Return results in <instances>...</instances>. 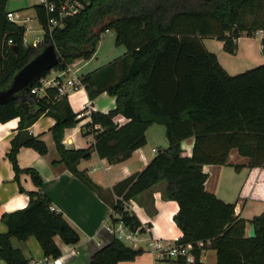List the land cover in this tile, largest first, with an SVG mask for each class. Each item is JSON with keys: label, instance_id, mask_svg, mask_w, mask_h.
Segmentation results:
<instances>
[{"label": "trees", "instance_id": "1", "mask_svg": "<svg viewBox=\"0 0 264 264\" xmlns=\"http://www.w3.org/2000/svg\"><path fill=\"white\" fill-rule=\"evenodd\" d=\"M8 1L0 0V89L46 44H53L58 52L55 71L92 58L108 30L115 32L116 44L124 45L127 52L81 78L91 99L103 92L116 97V107L109 112H90L88 127L95 143L88 148L63 143L65 130L78 124L80 113L73 110L68 96H58L55 87H47L43 95L33 93V88L41 86L38 80L24 97L0 106V123L19 118L18 133L7 154L16 179L27 173L39 188L27 191L20 185L29 195V204L2 215L8 230L0 233V258L7 264H31L13 245V237L35 236L45 256L53 258L62 254L56 235L67 244L80 240L76 229L41 191L40 172L19 166L22 147L47 154V143L29 130L47 114L56 120L51 132L61 158L54 164H65L101 197L102 188L78 169L79 161L89 159L94 148L108 162H122L147 144L151 125H164L169 146L160 149L142 171L113 187L121 197L113 204L120 214L113 222L121 220L133 230L142 227L145 231L126 202L165 181L168 197L179 204L174 216L183 231L179 242L191 243L198 259L204 250L213 248L217 264H264V212L252 219L237 214L236 203L207 190L209 174L203 170L206 165H229L232 149L248 158L247 164L234 165L237 171L244 166L264 168V63L230 74L203 41L204 37L217 38L224 42L226 52L235 54L243 33L253 37L264 32V0H83L79 12L53 28L50 19L59 18L65 0H49L57 6L55 11L35 5L44 31V41L36 47L25 43L26 27L8 18ZM120 116L125 118L123 123L117 120ZM191 137L194 143L189 151L183 141ZM248 223L256 227L254 238L247 234ZM143 253L144 248L114 238L92 255L91 264H119ZM166 263L186 264V258Z\"/></svg>", "mask_w": 264, "mask_h": 264}, {"label": "crops", "instance_id": "2", "mask_svg": "<svg viewBox=\"0 0 264 264\" xmlns=\"http://www.w3.org/2000/svg\"><path fill=\"white\" fill-rule=\"evenodd\" d=\"M38 3V0H9L7 3V11L17 14L14 21L26 27L25 42L29 41L28 32L35 33L36 31L32 25H29V22L34 18L37 19L35 5ZM105 33H114V44L106 56L104 54L103 56L101 55V43ZM259 33L263 34L262 31ZM245 38L246 36L239 38L235 54L229 53L235 59L225 57L228 65L222 64L219 51H215L221 64L230 74L234 75L237 70H243V66H246V62H237L240 58L246 59L250 56L245 46ZM204 39L210 41L212 46L216 45V49H224L223 41L213 37H204L203 41L208 49ZM242 41L244 42L241 43ZM126 52L124 45L116 44L115 32L108 30L102 34L97 51L92 58L79 59L69 66L70 70L66 76L75 78L81 86L68 95L71 107L80 114L78 124L65 130L63 143L67 147L88 148L92 146L95 143V135L88 127L91 121L90 112L106 113L116 107V97L108 92H103L91 99L81 83L82 76L107 65ZM58 73L54 70L47 80L54 78ZM40 94L43 95L44 91ZM55 122L52 116L44 114L29 128L33 135L40 136L47 143L49 148L47 154H40L31 147H22L18 154V162L22 169L34 168L40 172L44 180L41 191L51 199L52 208L61 212L76 229L80 240L75 244H67L59 235H56L55 242L62 251L58 258L46 257L35 236H30L26 240L13 237L12 242L31 260V264H91L92 255L115 238L108 226L113 224V217L116 216L113 204L121 197L113 192V187L125 178L142 171L160 149L169 146L166 128L165 132H162L159 128H154L155 125L161 124L151 125L146 131L147 144L136 149L130 158L122 162L112 164L107 159L99 157L94 148L89 159L79 161L78 169L86 172L102 188L101 197L65 164H54L61 158L51 132ZM18 126L19 118L0 123V233L8 230L2 220V215L24 209L29 204V195L20 190V185L27 191L39 189L27 173H21L19 180L16 179V172L7 156L12 146V139L18 133ZM96 128L100 126L97 125ZM193 143L194 138L191 137L183 141V146L191 151ZM228 162L229 165L203 167V170L209 174L206 182L207 190L226 202L236 203V213L246 219L260 215L264 212V193L261 190L264 188V168L244 166L237 171L234 165L248 163V158L240 155L237 149H232ZM255 173H257L256 176ZM126 208L138 216L144 229L147 230L146 238L176 241L183 236V231L174 220L179 204L168 197L165 181L127 201ZM251 226L252 224L248 223L247 234ZM141 245L144 247L145 243ZM133 247L139 248V246ZM0 264H7V262L0 258ZM119 264H155V260L152 253L145 252L135 260L121 261ZM200 264H217V251L213 248L204 250L200 257Z\"/></svg>", "mask_w": 264, "mask_h": 264}, {"label": "built area", "instance_id": "3", "mask_svg": "<svg viewBox=\"0 0 264 264\" xmlns=\"http://www.w3.org/2000/svg\"><path fill=\"white\" fill-rule=\"evenodd\" d=\"M39 3L44 4L49 11H55L57 6L55 3L49 2V0H38ZM84 7L83 0H65L60 8L59 18L50 19V28H53L57 25H60L64 18L74 15L79 12ZM17 14L15 12H9L8 18L10 20H15ZM44 39L42 36H36L35 40L31 43L33 46H39L43 43ZM12 43V40H10ZM69 67L64 71H58L59 73L52 79L47 80V76L40 79L41 86L35 87L32 89L33 93H40L45 91L47 87H55L58 91V96H68L72 92L79 89L81 86L75 78L67 77L66 74L69 71ZM54 71V69L52 70ZM118 122L123 123L125 121L124 117H118ZM117 216H120L116 212ZM109 231L126 244L133 246H139L141 243H145V250L151 252L154 255L155 264H166V260H174L179 257L186 258V264H200V259L196 257L193 253V245L191 243H181L179 240L169 241L162 238H153L147 236V230L142 231V227H138L133 230L130 227L126 226L123 221L113 222L108 226ZM199 246H203V242L198 243ZM143 248V246L141 245ZM203 253V252H202Z\"/></svg>", "mask_w": 264, "mask_h": 264}, {"label": "water", "instance_id": "4", "mask_svg": "<svg viewBox=\"0 0 264 264\" xmlns=\"http://www.w3.org/2000/svg\"><path fill=\"white\" fill-rule=\"evenodd\" d=\"M17 49V46H13ZM59 62V55L53 44L44 45L23 67L16 70L10 81L0 89V106L19 97H24L34 83L45 77ZM248 235L256 237V227L251 226Z\"/></svg>", "mask_w": 264, "mask_h": 264}, {"label": "rangeland", "instance_id": "5", "mask_svg": "<svg viewBox=\"0 0 264 264\" xmlns=\"http://www.w3.org/2000/svg\"><path fill=\"white\" fill-rule=\"evenodd\" d=\"M29 25H32L36 31H35V33H31L30 31L28 32L27 39L29 41L25 42L27 45L31 44L33 42V40H35L36 36H42L44 39V31H43V29H42V27H41V25L37 19L34 18L32 21L29 22ZM243 36H246V33H243ZM263 37H264V32H263V34H261V33H259V31L253 37H247L246 36L245 46H246L247 51L249 52L250 56L246 59L240 58L239 60H237V62H246V64H245L246 66H243L244 67V68H242L243 70H237V72H235V74L241 73L243 71H246L248 69H251L253 67H256V66L264 63V55L262 52V38ZM205 42L208 45L210 51H213V52L219 51L220 58H221L220 60H221L222 64L228 65L225 57L235 59L234 56H232L231 54L226 52L224 49H219V48L216 49V45L212 46L210 44V41L205 40ZM243 42L244 41H242L241 43H243ZM113 44H114V33H105L104 38H103L102 43H101V55L104 54L106 56L107 52L110 51ZM258 62H262V63L258 64ZM52 72L53 71H51L50 74H52ZM50 74L47 75V77L50 76ZM154 128H159L160 130H162V132H165V127L163 125H155ZM163 134H162V136H163ZM256 174L257 173H255V176H256ZM257 190H258V188H257ZM261 190L264 193V188ZM143 248L145 249L146 245H144ZM145 252H148L151 254V252H149L147 250H145Z\"/></svg>", "mask_w": 264, "mask_h": 264}]
</instances>
